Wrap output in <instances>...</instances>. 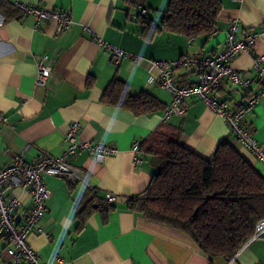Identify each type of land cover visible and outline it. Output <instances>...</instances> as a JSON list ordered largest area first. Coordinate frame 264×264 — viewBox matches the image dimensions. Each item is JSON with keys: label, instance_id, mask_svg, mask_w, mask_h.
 Here are the masks:
<instances>
[{"label": "crops", "instance_id": "0c3cea01", "mask_svg": "<svg viewBox=\"0 0 264 264\" xmlns=\"http://www.w3.org/2000/svg\"><path fill=\"white\" fill-rule=\"evenodd\" d=\"M17 1L41 8L68 9L74 22L56 34L53 22L35 25L31 15H21L8 1H0L4 16L0 26V116L6 121L0 125V167L19 153L26 161L40 153L61 156L67 145L63 137L73 121L79 123L81 140L110 142L119 148L117 154L101 162L83 151L66 157L67 162L88 174L96 185L94 191L58 176H43L50 197L39 222L42 231L27 236V244L38 260L43 264H264V235L249 239L230 259L209 257L183 232L147 220L128 208L129 199L146 188L154 170L150 156L142 152L141 162L133 163L131 144L134 140L142 142L162 124L180 128L183 145L205 159H210L219 141L226 139L263 178L264 164L232 136L224 119L197 97L186 98L188 107L183 115L172 114L164 120L172 94L158 84V70L128 58L115 64L96 40L100 37L143 58L214 56L224 50L233 19L238 20L241 38L264 30V0H220L218 24L209 38H187L166 30L153 34L138 16L133 17L135 7L141 5L142 15L160 26L168 0ZM253 52L264 53V36L256 40ZM43 54L54 64L44 85L35 80L36 59ZM231 65L250 77L249 87H222L215 91V98L217 102L244 104L258 91L251 57L239 53ZM114 75L128 84L131 94L147 91L164 108L135 115L106 104L101 95ZM172 76L178 84L196 80L192 67L178 68ZM245 124L264 147V98ZM86 191L113 208L106 214L93 209L80 223L83 217L77 216L75 203ZM106 193L113 194L116 200L108 202ZM8 195L23 201L15 213L21 224L32 202L19 185ZM5 245L0 241V264L6 261Z\"/></svg>", "mask_w": 264, "mask_h": 264}, {"label": "trees", "instance_id": "16d2710c", "mask_svg": "<svg viewBox=\"0 0 264 264\" xmlns=\"http://www.w3.org/2000/svg\"><path fill=\"white\" fill-rule=\"evenodd\" d=\"M220 8V0H168L160 26L145 15L137 16L153 34L166 30L209 38ZM101 99L135 115L164 108L147 91L131 94L116 75ZM140 152L150 156L154 170L146 188L129 199V209L183 232L209 257L230 259L251 238L264 217V178L228 140H220L213 156L205 159L183 145L180 128L162 124L141 142ZM75 207L83 217L80 223L93 209L106 214L113 208L87 191Z\"/></svg>", "mask_w": 264, "mask_h": 264}, {"label": "built area", "instance_id": "2783aa9c", "mask_svg": "<svg viewBox=\"0 0 264 264\" xmlns=\"http://www.w3.org/2000/svg\"><path fill=\"white\" fill-rule=\"evenodd\" d=\"M2 1V0H0ZM8 1L17 8L21 15L32 16L35 25L43 21H51L55 24V33L59 34L68 29L74 22L68 9L41 8L36 5L26 4L20 1ZM141 5L135 7L134 18L142 14ZM4 16L0 11V26ZM264 36L262 32H250L244 38L238 33V20L230 22L223 51L214 56L202 54H183L174 59L143 58L131 52L125 51L105 40L96 38L98 46L107 52L110 60L117 64L120 60L128 58L133 62L154 67L159 72L158 84L166 88L172 94V99L163 113L166 120L170 115H183L188 107L186 98L197 97L202 100L213 112L222 117L226 122L232 136L248 149L260 163L264 164V147L258 143L251 129L245 124V119L254 111L255 106L264 98V53L253 52L256 40ZM245 52L251 57V67L258 83V91L252 93L246 103L235 105L224 100L217 102L215 91L222 87L248 88L250 77L243 70L231 65L233 59ZM181 67H192L196 72V80L192 84H178L173 79V72ZM54 70V64L43 54L36 59V77L38 84H46ZM5 118L0 116V125L5 123ZM79 123H70L63 139L66 149L61 156H48L38 154L32 161H26L23 153L15 155L12 160L0 167V241L5 243L4 264H43L38 260L37 254L27 244V236L30 232H41L39 222L46 208L45 201L50 197V190L43 181V176H58L68 182L83 184L90 191L95 190V183L82 169L67 162L66 157L78 152H87L94 160L101 162L106 157L115 155L119 148L110 142H94L81 140L78 137ZM139 140H134L130 151L133 155V163L141 162ZM19 185L29 196L32 208L21 224L17 223L15 213L19 210L23 201L16 196L8 195L13 187ZM108 202H113L116 197L111 193L105 194ZM264 235V217L260 218L255 226V231L250 239ZM58 260H61L57 257Z\"/></svg>", "mask_w": 264, "mask_h": 264}, {"label": "rangeland", "instance_id": "374dc122", "mask_svg": "<svg viewBox=\"0 0 264 264\" xmlns=\"http://www.w3.org/2000/svg\"><path fill=\"white\" fill-rule=\"evenodd\" d=\"M159 12L156 11V14H158Z\"/></svg>", "mask_w": 264, "mask_h": 264}, {"label": "water", "instance_id": "95a60500", "mask_svg": "<svg viewBox=\"0 0 264 264\" xmlns=\"http://www.w3.org/2000/svg\"><path fill=\"white\" fill-rule=\"evenodd\" d=\"M142 7V6H141ZM142 9H143V7H142Z\"/></svg>", "mask_w": 264, "mask_h": 264}]
</instances>
